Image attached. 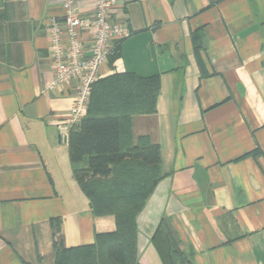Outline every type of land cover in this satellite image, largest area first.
Returning <instances> with one entry per match:
<instances>
[{
    "label": "crops",
    "instance_id": "1",
    "mask_svg": "<svg viewBox=\"0 0 264 264\" xmlns=\"http://www.w3.org/2000/svg\"><path fill=\"white\" fill-rule=\"evenodd\" d=\"M78 7L88 18L93 0ZM62 16L60 0H0V264H52L54 242L116 230L59 137L76 93L74 80L48 88V25ZM115 21L128 33L101 77L159 82L155 112L132 115L124 142L159 146L136 264H165L173 246L180 264H264V0H121Z\"/></svg>",
    "mask_w": 264,
    "mask_h": 264
},
{
    "label": "trees",
    "instance_id": "2",
    "mask_svg": "<svg viewBox=\"0 0 264 264\" xmlns=\"http://www.w3.org/2000/svg\"><path fill=\"white\" fill-rule=\"evenodd\" d=\"M196 36V35H195ZM119 45L108 59L118 56ZM159 89L157 76L140 79L132 74L101 77L91 87L86 115L68 136L73 175L93 212L115 216L116 230L97 234L92 246H53V264H84L77 257L96 251L89 264H136V216L158 180L159 146L126 143L134 114H153ZM165 264H180V252ZM175 255L178 258H175ZM174 258V259H171Z\"/></svg>",
    "mask_w": 264,
    "mask_h": 264
},
{
    "label": "built area",
    "instance_id": "3",
    "mask_svg": "<svg viewBox=\"0 0 264 264\" xmlns=\"http://www.w3.org/2000/svg\"><path fill=\"white\" fill-rule=\"evenodd\" d=\"M60 3L62 19L53 18L48 25L53 70L48 88L56 89L72 80L76 83L74 101L57 126L59 137L65 139L87 113L92 84L101 78L99 69L113 54L117 45L113 41L126 36L128 30L115 21L121 0H93L88 18L81 14L78 0H60Z\"/></svg>",
    "mask_w": 264,
    "mask_h": 264
},
{
    "label": "rangeland",
    "instance_id": "4",
    "mask_svg": "<svg viewBox=\"0 0 264 264\" xmlns=\"http://www.w3.org/2000/svg\"><path fill=\"white\" fill-rule=\"evenodd\" d=\"M147 115H151V114H147ZM77 260H79L80 263H84V264H89L91 263V261L94 262V260L99 259L98 258V253L96 251H92L89 252V254H87V256L83 255L81 257H77ZM54 262L52 261V264Z\"/></svg>",
    "mask_w": 264,
    "mask_h": 264
}]
</instances>
